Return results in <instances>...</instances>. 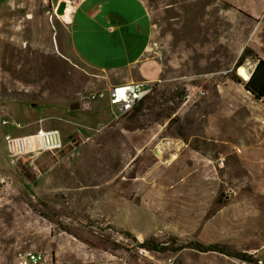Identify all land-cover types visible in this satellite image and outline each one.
I'll use <instances>...</instances> for the list:
<instances>
[{
  "label": "rangeland",
  "instance_id": "374dc122",
  "mask_svg": "<svg viewBox=\"0 0 264 264\" xmlns=\"http://www.w3.org/2000/svg\"><path fill=\"white\" fill-rule=\"evenodd\" d=\"M14 1L0 4V155L5 134L36 127L57 129L65 145L15 164L36 179L28 190L0 158V264H16L28 251L48 258L59 251L70 264H164L139 248L147 239L172 249L216 243L262 260L264 140L256 143L264 107L236 76L232 60L246 27H232L230 5L141 0L153 24L142 56L152 64L141 70L155 63L159 77L134 111L115 119L107 91L138 69L126 67L134 56L103 31L105 15L93 14L98 27L77 14L66 29L45 13L49 0ZM98 92L104 97L89 98ZM82 99L87 108L69 109ZM80 248L89 253L77 261ZM168 254V264L230 258L192 248Z\"/></svg>",
  "mask_w": 264,
  "mask_h": 264
},
{
  "label": "crops",
  "instance_id": "0c3cea01",
  "mask_svg": "<svg viewBox=\"0 0 264 264\" xmlns=\"http://www.w3.org/2000/svg\"><path fill=\"white\" fill-rule=\"evenodd\" d=\"M22 2L26 1L29 3H34L36 1L44 3V0H20ZM69 3V13L67 15V23L65 28L69 26L71 20L75 18L77 14H80L82 20L88 21L90 24L93 22L99 27L98 16H94V13L105 15V20L107 24L103 25V31L105 34H108L109 37H116L117 41L119 42L118 50H121L123 54H128L134 56L132 59H128L126 62V67H131L134 64H137L138 69V76L134 77H125L124 82H133V81H152L158 79V69L157 65L154 63L152 70L145 69L144 71L141 70V67L147 66L150 68L151 62H146L142 60V56L147 51L148 46L152 40L153 36V24L151 23L150 16L146 11L141 0H65ZM223 3H227L230 5L228 7L229 10V18H232V27L233 24L235 27L240 26L241 24L246 27L245 38L241 44L236 49L234 54V58L232 61L236 60L235 64V73L236 69L239 66H243L250 75L252 70L254 69L258 60H264V0H219ZM14 3V0H0V4L10 5ZM48 3V2H47ZM50 4V2H49ZM47 4L46 14L53 20H56V16L54 15V9ZM50 6V7H49ZM117 7L115 10H112L111 7ZM112 10V11H111ZM122 13V15H120ZM231 23V21H230ZM66 40H71L70 33L65 34L64 37ZM247 50L246 56L241 58V61L238 63V58L243 52V50ZM135 54V55H133ZM238 71L236 76L241 79L238 75ZM247 80V79H246ZM241 79L239 82L240 87L245 91V93L249 94L250 97L253 96L244 89L243 84L246 82ZM120 83V84H122ZM255 99V98H254ZM259 101L261 105L264 107V97L260 99H255ZM53 129V128H52ZM255 127L252 128V131H256ZM264 140V136L261 140H259L256 145H260ZM243 142V140H241ZM247 143V141H246ZM65 145V143H63ZM62 144V146H64ZM242 144L235 141L232 143V147L239 149ZM248 146H251V144ZM50 153V152H48ZM39 156V155H38ZM37 157V156H36ZM140 242V241H139ZM83 244V243H82ZM172 249V248H170ZM182 248L180 251L183 252ZM81 254L77 255L80 259H76L77 261L84 259L89 251L85 249H81ZM37 252V251H33ZM171 251L165 252H154L151 251L152 257L157 258L155 262L159 260L164 264H168L171 258H169V254ZM40 253V252H37ZM207 253H215V252H207ZM256 252L252 250L249 255L252 258L256 257L254 255ZM45 261L42 264H70V260L74 259H64L61 257V253L59 251H55L53 255L49 258L41 253ZM219 254V253H215ZM222 255V254H220ZM223 256V255H222ZM227 258V256H224ZM263 259H255L259 262H264V253L262 255ZM164 260H163V259ZM232 260V261H231ZM232 257L227 258L223 264H237L233 261ZM240 261V260H239ZM90 262V261H86ZM242 262V261H241ZM91 263V262H90ZM246 263V262H242ZM183 264H188L187 259L183 262ZM253 264V263H248Z\"/></svg>",
  "mask_w": 264,
  "mask_h": 264
},
{
  "label": "built area",
  "instance_id": "2783aa9c",
  "mask_svg": "<svg viewBox=\"0 0 264 264\" xmlns=\"http://www.w3.org/2000/svg\"><path fill=\"white\" fill-rule=\"evenodd\" d=\"M151 90V83L146 81H133L122 84H116L109 87L107 91L108 104L113 106L116 111L115 119L122 117L134 105L141 101ZM199 94L201 92L199 91ZM104 97L102 92L91 94V100L101 99ZM83 108L88 107L87 100H81ZM6 124L5 120L1 121ZM17 127L20 124H15ZM100 130V128H99ZM4 145L7 155L10 158L22 156L36 157L45 152L59 150L62 147V139L57 129H42L24 135L9 136L4 135ZM143 250H139L141 253ZM45 261L44 256L37 252L20 253L17 257L16 264H42Z\"/></svg>",
  "mask_w": 264,
  "mask_h": 264
},
{
  "label": "trees",
  "instance_id": "16d2710c",
  "mask_svg": "<svg viewBox=\"0 0 264 264\" xmlns=\"http://www.w3.org/2000/svg\"><path fill=\"white\" fill-rule=\"evenodd\" d=\"M246 53H247V50L246 49L243 50V52L241 53V55L239 56V58L237 60L238 63L241 61L242 57L246 56ZM237 71H238L237 75L243 81H245L247 79L246 82L243 84V87L246 91H248L255 99H260V98L264 97V60L260 59L257 61L256 65H255V67L252 70L250 75L248 74V71L243 66L237 67L236 73H237ZM136 105H134L123 116H127L129 113L134 111L136 108L135 107ZM38 128L39 127H36L34 129V131L37 130ZM3 142H4V136H3ZM4 151H5V155H3L4 153H1V154L8 159V162H9L8 169L11 171L14 170L15 173L17 172L16 173V175L18 177L17 181H18V183L21 184L23 189L28 190L29 187L36 186V184H37L36 179L29 180L27 178L26 174L21 173L15 167V164L19 160H21L22 158L30 157V156L10 158L7 155L6 150H4ZM46 154H49V153L45 152L43 154H40L38 157H42L43 155H46ZM3 156H1L0 158H2ZM10 166H12V167L10 168ZM2 170L0 169L1 174L4 173V172H2ZM24 178L27 180V182L25 181ZM20 191H23V190H20ZM34 212H36V214H38L40 217L51 219V220L53 219L52 213H50L49 211H42V210H38V209L34 208ZM133 239L135 240L136 238L133 237ZM138 246H139V248H142V249H145L148 251H154V252H165V251H169V250L170 251H177V250H181L182 248H192V249H194L198 252H202V253L215 252V253H219V254H222V255L227 256V257H234L237 260H240V261L246 262V263L264 264V262H259L258 260H255L254 258H252L251 255H248L246 253H239L238 252V253L228 254L223 250L222 246H220L216 243L205 245V244H202V243L197 242V241H190V242H187L185 245H180L176 248L170 249L165 243H157V242L153 241L152 239H147V240H143L142 242L138 243Z\"/></svg>",
  "mask_w": 264,
  "mask_h": 264
},
{
  "label": "water",
  "instance_id": "95a60500",
  "mask_svg": "<svg viewBox=\"0 0 264 264\" xmlns=\"http://www.w3.org/2000/svg\"><path fill=\"white\" fill-rule=\"evenodd\" d=\"M50 6L54 8V15L58 20L65 26L67 23L65 16L66 8L69 7V3L65 0H49ZM80 106L79 102H72L69 105L70 110L78 109ZM156 152V150H154Z\"/></svg>",
  "mask_w": 264,
  "mask_h": 264
},
{
  "label": "bare ground",
  "instance_id": "6f19581e",
  "mask_svg": "<svg viewBox=\"0 0 264 264\" xmlns=\"http://www.w3.org/2000/svg\"><path fill=\"white\" fill-rule=\"evenodd\" d=\"M53 9H54V8H53ZM69 9H70L69 7L66 8V12H65V16H64L65 18L67 17V15H68V13H69Z\"/></svg>",
  "mask_w": 264,
  "mask_h": 264
}]
</instances>
